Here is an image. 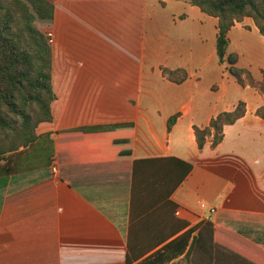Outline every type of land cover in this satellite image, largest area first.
Instances as JSON below:
<instances>
[{
  "label": "crops",
  "instance_id": "crops-1",
  "mask_svg": "<svg viewBox=\"0 0 264 264\" xmlns=\"http://www.w3.org/2000/svg\"><path fill=\"white\" fill-rule=\"evenodd\" d=\"M48 1L55 15L42 31L52 39L55 99L52 122L36 133L50 135L55 157L50 166L0 176V264H127L133 162L167 158L192 166L168 198L185 227L133 264L193 229L168 264L182 261L194 239L192 264H264V119L256 116L264 96L219 63L218 20L190 0ZM228 39L237 66L261 81L264 36L254 21L235 24ZM162 68L187 79L170 82ZM239 103L245 116L225 126L215 149L208 141L200 150L194 127L205 129ZM106 126L115 127L71 133ZM116 140H131V162L106 154ZM146 205L138 199L135 212ZM154 211L144 216L151 221L136 218L140 243L156 231L147 217Z\"/></svg>",
  "mask_w": 264,
  "mask_h": 264
},
{
  "label": "trees",
  "instance_id": "trees-1",
  "mask_svg": "<svg viewBox=\"0 0 264 264\" xmlns=\"http://www.w3.org/2000/svg\"><path fill=\"white\" fill-rule=\"evenodd\" d=\"M190 3L205 15L218 20L216 52L219 63L228 65L229 74L241 87H252L264 96V73L261 81L256 82L249 71L237 66L238 56L229 55L227 52L228 32L246 18H251L259 33L264 36V0H190ZM54 15V5L48 0H0V176L50 166L55 157L54 143L50 135L38 136L36 133L40 124L52 122L51 105L55 99L52 88L53 55L50 38L38 28L36 22L49 23L54 19ZM161 71L165 79L176 84H181L187 79L184 71H171L166 68ZM245 114V104L239 103L233 111L221 113L212 119L205 129L194 127L198 148L202 150L209 141L210 148L215 149L223 140L225 126L235 124ZM256 116L264 119V107L256 111ZM178 117L176 115L169 119L168 132ZM114 127H86L71 133L98 132ZM108 144L110 147L107 149V155L118 156L119 162H131V140H116ZM57 150L60 153L62 148ZM191 169L190 164L175 158L133 162L127 264H133L147 256L184 229V225L173 220L176 209L168 198ZM138 199L141 202L146 201L147 205L136 213L134 207ZM154 206L156 211L147 217H155L153 222L156 231L150 236V243L146 245L134 239L132 232L138 216L142 217L140 224L143 221H151L144 216ZM163 221H166L165 233L164 230L160 231L161 228L165 229ZM193 231L194 229L188 230L169 242L161 250L146 257L141 264H168L174 261L184 253ZM209 237L211 238V235ZM207 245L208 241L204 240L201 245L203 250H208ZM195 247L198 248L196 239L189 245L182 261L172 264H192L189 258ZM209 247L211 250V246Z\"/></svg>",
  "mask_w": 264,
  "mask_h": 264
},
{
  "label": "built area",
  "instance_id": "built-area-1",
  "mask_svg": "<svg viewBox=\"0 0 264 264\" xmlns=\"http://www.w3.org/2000/svg\"><path fill=\"white\" fill-rule=\"evenodd\" d=\"M47 36L50 38V43H51V42H52L51 34L48 33ZM52 170H53L54 173L57 172L56 165H53ZM200 207H201L202 209L205 208V206H204L203 204H201ZM214 214H215V211H214V210H211V211H210V215H214Z\"/></svg>",
  "mask_w": 264,
  "mask_h": 264
},
{
  "label": "rangeland",
  "instance_id": "rangeland-1",
  "mask_svg": "<svg viewBox=\"0 0 264 264\" xmlns=\"http://www.w3.org/2000/svg\"><path fill=\"white\" fill-rule=\"evenodd\" d=\"M46 22H39V21H37L36 22V25L38 26V28L42 31V29H45V27H46ZM49 32H47V34H48ZM44 127H47V126H44Z\"/></svg>",
  "mask_w": 264,
  "mask_h": 264
}]
</instances>
